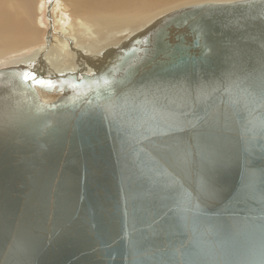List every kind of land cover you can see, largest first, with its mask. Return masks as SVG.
I'll use <instances>...</instances> for the list:
<instances>
[{
	"label": "water",
	"instance_id": "water-1",
	"mask_svg": "<svg viewBox=\"0 0 264 264\" xmlns=\"http://www.w3.org/2000/svg\"><path fill=\"white\" fill-rule=\"evenodd\" d=\"M207 4L241 6L195 7ZM262 63L264 0H236L156 18L91 74L41 78L24 65L0 67V264H18L25 245L34 264H264V144L253 139L264 104L252 105L255 125L243 104L229 107ZM229 81L239 84L231 94L222 87ZM205 85L220 89L196 109L206 122L168 137L145 139L123 99L107 110L128 89L191 94ZM39 89L59 96L45 102ZM162 139L194 146L190 167L168 168L193 197L191 226L165 178L137 155Z\"/></svg>",
	"mask_w": 264,
	"mask_h": 264
},
{
	"label": "bare ground",
	"instance_id": "bare-ground-1",
	"mask_svg": "<svg viewBox=\"0 0 264 264\" xmlns=\"http://www.w3.org/2000/svg\"><path fill=\"white\" fill-rule=\"evenodd\" d=\"M233 1L0 0V67L24 65L41 78L91 74L105 52L122 45L156 18L184 6ZM159 6L164 9L138 21V11ZM47 8L50 20L45 22ZM41 23L47 26L45 38ZM39 92L45 102L59 96Z\"/></svg>",
	"mask_w": 264,
	"mask_h": 264
},
{
	"label": "snow or ice",
	"instance_id": "snow-or-ice-1",
	"mask_svg": "<svg viewBox=\"0 0 264 264\" xmlns=\"http://www.w3.org/2000/svg\"><path fill=\"white\" fill-rule=\"evenodd\" d=\"M238 6L241 5L207 4L195 7L203 10L205 8L227 9ZM243 6L254 7L251 4ZM28 78H35L34 74L26 76V79ZM36 82L51 86L49 81L37 79ZM103 82L110 86L114 83H124L123 81L114 82L108 79H104ZM241 83L245 85L242 89L244 96L236 98L230 95L229 107L243 104L247 111L246 119H248L250 124L255 125V109L252 105L264 104V63H262L259 72L253 70ZM222 87L223 90L231 94L233 89L239 87V84L236 81H229L227 85ZM218 91L220 89L214 85L202 86L191 94L184 93L176 88H171L167 92L158 89L156 92H148L147 94L138 89H128L121 97L111 98L107 110L110 112L115 110L119 107L116 100L123 99L130 108V111L125 113V116L130 122L139 123V126L143 129L142 135H144L145 139L168 137L171 133L183 127L197 129L200 123H205V117L199 116L196 109L199 107L203 110L205 102L211 99L213 93ZM221 115L223 116V113ZM205 116H207V113H205ZM259 127L260 131L254 134L253 139H258L259 143L264 144V118L261 119ZM198 139L206 150L219 154L221 149L215 145H208L203 133L199 134ZM150 148L151 151L148 148L140 149L137 154L138 157H147V160L144 161L145 165L151 166V170L157 176L165 178L164 187L171 193L172 202L188 213L184 217V225L191 226L198 219L192 214V210L195 207L193 197L191 193L179 186L178 182L171 176L168 168L173 166L190 167L193 163L194 146L185 141L162 139L159 144L152 143ZM153 152L155 155H152ZM262 175H264V172H262ZM21 252L22 259L18 261V264H34L31 247L25 245Z\"/></svg>",
	"mask_w": 264,
	"mask_h": 264
},
{
	"label": "rangeland",
	"instance_id": "rangeland-1",
	"mask_svg": "<svg viewBox=\"0 0 264 264\" xmlns=\"http://www.w3.org/2000/svg\"><path fill=\"white\" fill-rule=\"evenodd\" d=\"M164 8L163 7H158V8H155L153 11H149V10H144V9H142V10H140V11H138L137 13H138V16H139V18H140V20H138V21H141L142 19H144L145 17H146V15L147 14H150V15H153V14H155V13H157V12H159V11H161V10H163ZM45 10H47L46 12H45V14H44V16L45 17H43L44 19V21L46 22V21H49L50 19L48 18V15H49V10H48V8L47 9H45ZM128 14H130V12L128 13ZM42 24V23H41ZM40 24V26H43L42 28H44V30H45V32H44V36H43V38H45V35L47 34V32H46V28H47V26H45V25H41Z\"/></svg>",
	"mask_w": 264,
	"mask_h": 264
}]
</instances>
